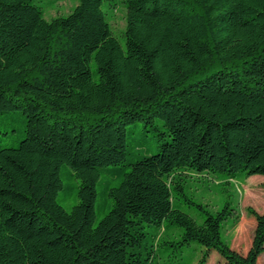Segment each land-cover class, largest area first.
Wrapping results in <instances>:
<instances>
[{
    "label": "trees",
    "instance_id": "trees-1",
    "mask_svg": "<svg viewBox=\"0 0 264 264\" xmlns=\"http://www.w3.org/2000/svg\"><path fill=\"white\" fill-rule=\"evenodd\" d=\"M104 1L47 20L33 0H0V135L21 133L0 146V264H153L145 227L203 245L196 264L211 248L256 264L264 212L249 211L241 255L223 237L239 213L226 203L198 222L178 196L184 172L264 176V0H120L124 47ZM138 121L164 128L151 154L128 153ZM64 167L79 180L69 210ZM106 174L117 183L96 210Z\"/></svg>",
    "mask_w": 264,
    "mask_h": 264
},
{
    "label": "rangeland",
    "instance_id": "rangeland-1",
    "mask_svg": "<svg viewBox=\"0 0 264 264\" xmlns=\"http://www.w3.org/2000/svg\"><path fill=\"white\" fill-rule=\"evenodd\" d=\"M113 1V0H112ZM117 7L113 10L108 4L111 0L104 1L102 10L105 18L110 21L114 37L120 45L124 47V12L125 9L120 4V0H115ZM33 2L44 7V17L49 20L56 16L66 15L77 4V0H59L51 6L48 0H33ZM90 69L94 80H97L96 65L92 61ZM19 124V122H17ZM3 128V127H0ZM159 131H164L159 121H154L153 125L144 121H138L129 126L128 140L130 147L128 153H138L148 155L157 150ZM21 133L10 132L9 135H0V146L16 145ZM138 149V151H137ZM68 167L61 169L63 189L58 193V201L66 210H69L78 199L76 197L79 180L71 175ZM183 195H179L181 208L185 210L196 221L201 222L205 217V211L214 214L226 203L239 213L238 223L235 227L225 226L224 239L229 242L230 248L239 254L245 255L251 245L255 228V218L249 213L250 210L256 213L264 212V176L253 175L241 177L236 175L234 179L225 182L216 173L196 174L184 172ZM117 179L110 174L100 177L97 186V196L95 201L96 210L105 200V190L107 185H115ZM231 216L227 221L232 220ZM148 238L146 248L153 249V264H196L202 259L206 249L198 242L180 243L181 230L178 227H171L166 232H160L156 227H145ZM158 233L157 239L152 241L151 235ZM203 264H226L223 257L216 249L211 248L204 257ZM256 264H264V251L258 256Z\"/></svg>",
    "mask_w": 264,
    "mask_h": 264
}]
</instances>
